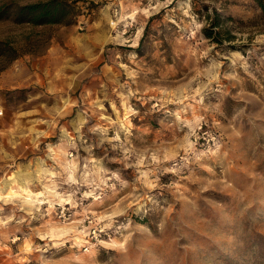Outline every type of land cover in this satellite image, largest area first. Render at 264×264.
<instances>
[{"label": "rangeland", "instance_id": "374dc122", "mask_svg": "<svg viewBox=\"0 0 264 264\" xmlns=\"http://www.w3.org/2000/svg\"><path fill=\"white\" fill-rule=\"evenodd\" d=\"M0 38V180L54 190L0 196V264H264L255 0H89Z\"/></svg>", "mask_w": 264, "mask_h": 264}, {"label": "trees", "instance_id": "16d2710c", "mask_svg": "<svg viewBox=\"0 0 264 264\" xmlns=\"http://www.w3.org/2000/svg\"><path fill=\"white\" fill-rule=\"evenodd\" d=\"M78 1L82 5H78ZM264 19V0H255ZM89 0H39L35 2H17L15 0H0V22L14 25L45 26L54 24H70L82 13L83 5ZM87 8H90L88 6ZM215 22H209L203 28L205 37L214 40L217 32L213 29ZM216 41V40H215ZM15 42L8 38H0V71L19 56Z\"/></svg>", "mask_w": 264, "mask_h": 264}, {"label": "bare ground", "instance_id": "6f19581e", "mask_svg": "<svg viewBox=\"0 0 264 264\" xmlns=\"http://www.w3.org/2000/svg\"><path fill=\"white\" fill-rule=\"evenodd\" d=\"M111 24H115V22L111 21ZM44 170V169H43ZM20 173L18 174H13L12 177H5L0 180V196L1 198H10V197H21L22 200L28 204H34V203H43L44 201L40 198L43 193H53L54 190L50 187H44L43 191H33L32 189L29 188V184L31 180L27 179H17L19 178ZM13 182H16L19 187L18 190L16 188L12 187ZM59 196V195H58ZM62 201H65L67 203L66 198L60 199Z\"/></svg>", "mask_w": 264, "mask_h": 264}, {"label": "built area", "instance_id": "2783aa9c", "mask_svg": "<svg viewBox=\"0 0 264 264\" xmlns=\"http://www.w3.org/2000/svg\"><path fill=\"white\" fill-rule=\"evenodd\" d=\"M0 113H1V111H0Z\"/></svg>", "mask_w": 264, "mask_h": 264}]
</instances>
